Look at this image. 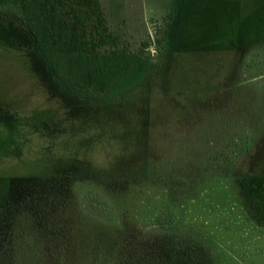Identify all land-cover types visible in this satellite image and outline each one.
Masks as SVG:
<instances>
[{"label":"rangeland","instance_id":"1","mask_svg":"<svg viewBox=\"0 0 264 264\" xmlns=\"http://www.w3.org/2000/svg\"><path fill=\"white\" fill-rule=\"evenodd\" d=\"M98 1L154 56L113 97L0 11V264H264V0Z\"/></svg>","mask_w":264,"mask_h":264},{"label":"trees","instance_id":"2","mask_svg":"<svg viewBox=\"0 0 264 264\" xmlns=\"http://www.w3.org/2000/svg\"><path fill=\"white\" fill-rule=\"evenodd\" d=\"M26 27L38 53L67 90L113 97L138 85L153 54L149 40L136 49L110 30L98 0H0ZM160 45V38L154 35Z\"/></svg>","mask_w":264,"mask_h":264}]
</instances>
